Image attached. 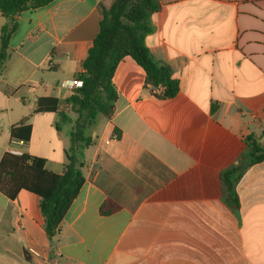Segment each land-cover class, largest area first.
<instances>
[{"label": "crops", "instance_id": "0c3cea01", "mask_svg": "<svg viewBox=\"0 0 264 264\" xmlns=\"http://www.w3.org/2000/svg\"><path fill=\"white\" fill-rule=\"evenodd\" d=\"M111 2L55 0L15 16L0 64V160L11 129L29 126L23 153L63 173L71 123L58 112L75 116L57 85L81 73ZM159 2L145 45L170 67L178 93L157 97L125 56L111 115L85 131L84 182L58 235L45 236L37 196L0 193V264H56L57 254V264H264V162L243 172L236 210L220 181L249 137L264 143V0ZM47 97L58 99L56 112L37 111ZM107 199L118 210L101 215Z\"/></svg>", "mask_w": 264, "mask_h": 264}, {"label": "trees", "instance_id": "16d2710c", "mask_svg": "<svg viewBox=\"0 0 264 264\" xmlns=\"http://www.w3.org/2000/svg\"><path fill=\"white\" fill-rule=\"evenodd\" d=\"M53 1L0 0V13L5 19L0 28V64L7 57L9 38L17 28L15 16L45 7ZM160 9L159 0H112L108 7L101 8L98 32L81 63L82 71L76 76L82 86L63 99L75 118H69L64 111L58 112L62 121L71 123L70 144L62 174L49 172L44 159L25 153L17 157L6 152L0 160V193L9 200L15 199L21 190L37 196L49 241L58 235L63 216L84 182L82 149L90 144L85 131L98 116L107 117L112 113L117 98L112 77L118 63L125 56L131 57L144 71L150 87L160 89L159 98H173L179 91V81L173 77L170 67L151 55L145 45L146 36L154 30L151 15ZM58 102L55 97L40 98L37 111L56 112ZM21 130L26 132L23 139L17 134ZM29 131V126L19 130L12 128L11 138L26 142ZM246 146L247 153L220 174L223 199L235 210L239 206L236 185L243 172L251 165L264 162V143L249 137ZM117 210L118 206L107 199L100 206L99 213L109 215Z\"/></svg>", "mask_w": 264, "mask_h": 264}, {"label": "built area", "instance_id": "2783aa9c", "mask_svg": "<svg viewBox=\"0 0 264 264\" xmlns=\"http://www.w3.org/2000/svg\"><path fill=\"white\" fill-rule=\"evenodd\" d=\"M57 86L61 90L72 92L73 90L78 89L82 86V81L78 77H74L72 79L59 81ZM23 146H24V141L19 139H11L9 141L7 153L13 156L20 157L24 154L22 151ZM27 252L32 256H37V253L32 249H28ZM58 259H59V254L56 255V264L58 263Z\"/></svg>", "mask_w": 264, "mask_h": 264}, {"label": "rangeland", "instance_id": "374dc122", "mask_svg": "<svg viewBox=\"0 0 264 264\" xmlns=\"http://www.w3.org/2000/svg\"><path fill=\"white\" fill-rule=\"evenodd\" d=\"M61 111H64V112H69V111L65 110V108H63Z\"/></svg>", "mask_w": 264, "mask_h": 264}]
</instances>
